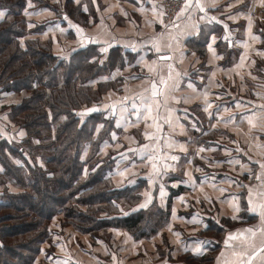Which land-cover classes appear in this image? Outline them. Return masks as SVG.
Wrapping results in <instances>:
<instances>
[{
  "label": "crops",
  "instance_id": "0c3cea01",
  "mask_svg": "<svg viewBox=\"0 0 264 264\" xmlns=\"http://www.w3.org/2000/svg\"><path fill=\"white\" fill-rule=\"evenodd\" d=\"M48 1L54 4L57 2V0ZM59 2L60 0L54 10L43 7L30 11L29 13H33L31 16L24 14L28 25L42 26L32 36L49 40L54 55L67 59L79 49L93 48L99 54V62H104L108 58L114 61L119 58V53L124 59L129 58L126 63L124 62L122 69L116 66L109 74L111 80L123 76L120 86L108 90L97 105L88 108L98 109V112H102L113 122L114 130L110 133L106 147L114 152L111 158L114 160L111 179L115 187L135 185L136 179L146 182L147 193L150 194L151 200L147 207H140L147 200V196H142V200L134 210L146 209L153 202L164 208L169 187L173 189L178 185L185 187V191L174 197L171 202L169 224L171 231L169 226L161 231L172 236L171 239L175 241V235L171 233L172 231L175 233L176 227L181 229L180 232L185 234L184 236L180 234L181 246L174 244L175 248L170 251V256L173 257L169 258L166 255L169 250L166 251V258L171 262L165 260L166 263H163L164 258L158 257L154 261L151 259L150 264H218L217 257H220L222 251L226 255L220 257L221 264L225 258L231 259L232 249L225 248L223 241L229 232L253 227L259 223V217L246 210L247 194L248 187L259 191L264 181V175L261 176V180L255 178V174L260 172L259 165L255 161H264V131L260 128V125L264 124V108L260 107L264 105V56L257 52V50L264 52V6L261 5L260 0H216L215 7L207 8L205 19L200 18L205 15L204 13L189 9L179 19L176 17L173 24L177 27L173 25L162 27L159 23L157 14L162 12L161 0H95V2L72 0L75 6L81 5L80 10L85 15L81 19L69 17L63 10L59 12L60 8L63 9ZM205 2L211 5L212 0ZM85 6L87 11L84 10ZM153 6L156 14L153 12ZM253 6H256L257 15L251 14ZM140 9H143V12ZM65 16L84 30L83 41L76 34L75 28L69 27L68 21L64 19ZM211 16H215L216 20L208 18ZM249 16L252 19L251 33L259 36V41H252L248 34ZM148 21L153 22L152 26H149ZM225 24L228 25L231 43L224 39ZM32 27L27 26L30 31ZM61 29L64 31L61 32ZM203 38L207 40L201 50L203 54H200L198 52L200 47L196 48L194 43L201 42ZM153 40L159 43L161 48L159 53L153 47ZM244 41L249 44L247 50L242 46ZM209 44H212L216 55L222 57L221 59L213 57L208 50ZM102 48H106L107 51L102 52ZM245 52L247 59L244 66L237 68L241 54ZM162 55L170 56L171 59H159ZM153 61L156 71L150 73L145 65L152 64ZM253 61L255 63H252ZM169 64L173 65L174 69L171 79L168 78ZM161 77L167 80L166 86L160 84ZM152 81H155L165 94L158 97L161 101L158 113L160 117L158 123L161 126L159 131L152 127L146 128V122L142 118L137 122L135 110L132 108L131 98L143 92L145 88H150ZM189 84L193 87L190 88ZM204 93L208 94L207 100L212 104V108L207 112L204 111L206 107ZM25 96L27 94L23 92L0 91V141H16L24 137L21 130L11 125L6 107L19 104ZM125 96L130 99L122 105L120 101ZM135 103L139 105L140 101L135 100ZM113 104L116 105L115 110L111 107ZM106 105L108 107H105ZM125 107L127 110H122ZM168 109L172 110L170 124L167 122ZM84 113L89 112L84 111ZM253 113L257 114V127L250 131V125L245 117ZM117 121L120 122V126L117 125ZM147 123L152 122L147 121ZM145 131L159 138L157 155L178 157L176 161L165 159L157 162L158 166H161V174L155 177L152 184L148 182L151 165L146 162V156L153 149L142 150V146L156 144L157 141L145 139L143 135ZM195 131L199 136L197 142L196 139H191V133ZM210 131H213L214 137L205 141L206 134ZM113 133L116 135L115 139ZM199 140L202 141L198 142ZM167 143H172L173 147H167ZM258 144L262 147L258 148ZM116 145L121 147L116 148ZM193 148L196 153L193 152ZM200 148H204L205 151L200 152ZM237 148L240 151H237ZM102 153L106 154L105 151ZM229 159L239 160L245 165L244 169H241L239 164L227 163ZM198 162H204L205 165L201 166ZM164 163L172 167L165 171L162 168ZM125 169L128 170L125 176L118 175ZM249 169H251V177ZM185 173H190L191 179ZM179 174L182 177L181 182L172 181L168 184L165 182L166 178ZM161 186L164 190L163 197ZM219 189L224 191L220 192ZM205 195L210 198V203L205 200ZM233 196L240 198L238 203L241 211L235 213L238 217L236 220L231 218L234 214L231 206ZM180 197H183L184 202H181ZM173 208L176 210L175 219L172 216ZM193 216L197 217L199 223H193ZM209 220H213L220 235L207 233L209 226L205 227V225ZM217 220L219 224L216 223ZM56 226L61 228V235L68 236L64 229L69 230L70 227L60 223H56ZM112 232L117 236L121 234L120 230H112ZM72 237L78 238L74 233ZM87 241L88 239L85 242ZM252 243L255 249L260 248L264 245V236L258 233ZM134 247H136L135 243ZM197 247L200 248L199 254L193 251ZM94 248L97 247L82 249L80 253L98 261L93 253ZM236 250L249 253L253 251L252 248H242L239 244L236 245ZM54 251L49 254V262H45L42 261L43 250L34 264H61L64 260H67L68 264H83L70 255L69 250H63V253L58 254ZM125 251L124 246L123 252ZM103 254H108L109 260L106 264H126L120 260L123 259L122 255H118L117 261L113 262L112 254L106 251H103ZM187 257L191 260L186 259ZM253 264H260V257H257Z\"/></svg>",
  "mask_w": 264,
  "mask_h": 264
},
{
  "label": "trees",
  "instance_id": "16d2710c",
  "mask_svg": "<svg viewBox=\"0 0 264 264\" xmlns=\"http://www.w3.org/2000/svg\"><path fill=\"white\" fill-rule=\"evenodd\" d=\"M28 2L0 0L5 13L0 18V91L27 94L6 107L11 125L24 137L0 141V264H34L56 220L91 238L110 230L123 231L134 241L161 234L171 221L172 199L185 187H169L164 208L153 202L134 210L142 200L141 186L116 188L111 179L114 152L102 153L114 130L112 120L102 112L84 113L120 86L123 76L111 80L109 74L129 58L119 53L114 61L99 62L93 48L79 49L67 59L54 55L49 40L32 36L37 31L27 28L24 14L57 6L31 0L29 7ZM67 5L74 4L68 0ZM80 6L74 7L75 15L64 7L63 12L84 18ZM206 40L194 43L200 54ZM181 180L179 174L165 182ZM215 227L211 224L207 233L220 235Z\"/></svg>",
  "mask_w": 264,
  "mask_h": 264
},
{
  "label": "snow or ice",
  "instance_id": "6c2138e0",
  "mask_svg": "<svg viewBox=\"0 0 264 264\" xmlns=\"http://www.w3.org/2000/svg\"><path fill=\"white\" fill-rule=\"evenodd\" d=\"M77 2H79V0H77ZM93 2H95V0H93ZM215 3L216 0H212L211 5L206 4L205 0H184V4L183 7L180 8V11L177 13V19H179L180 16H182L185 12H187L189 9H194V10H198L201 13H204V16H201V19H205L207 17V8L209 6L211 7H215ZM260 3L262 6H264V0H260ZM28 6L32 7V3L31 0H29L28 2ZM229 7H231V5H229ZM85 11H87V7L85 6ZM141 12H143V9H140ZM153 12L154 14H156V9L155 6H153ZM124 15H127V13H123ZM5 15V13L3 11H0V18H3V16ZM25 15L31 16L33 15V13H29V12H25ZM163 13L160 12L159 14H157V18L159 23L164 26V22L163 19H160L159 17H162ZM211 20H216L215 16H211L208 17ZM230 19H234V17H229ZM65 20L68 21L69 27L70 28H75L76 30V34L81 38V41L84 40V30L82 28H80L78 25H75L72 23L71 20L68 19L67 16L64 17ZM152 21H148L149 26H152ZM29 27H32L33 25L29 24ZM57 27H59V25H57ZM173 27H177V25L173 24ZM225 28V36L224 39L225 40H229V42L231 43L230 40V35L228 33V25L225 24L224 25ZM251 28H252V19L249 16L248 17V34L251 38L252 41H259L260 37L256 36L254 34L251 33ZM64 29H61V32H63ZM213 42H215V37H213ZM241 43V42H238ZM21 44L23 45V41H21ZM242 46L247 50V48L249 47V44L247 41L242 42ZM153 47L155 48L156 52L159 53L161 51V48L159 46V43L156 40H153ZM208 50L209 52H211L213 54V57L215 59H221L222 57L217 56L215 49L212 47V44L208 45ZM102 52L107 51L106 48H102L101 49ZM258 54L261 56H264V52L257 50ZM159 59L161 60H169L171 59L170 56H160ZM247 59V53H243L241 54L240 57V62L239 64L236 65L237 68H241L244 66L245 60ZM252 63H255V61H253ZM155 61H153L152 64H146L145 66L148 68V71L154 72L156 71L155 69ZM169 68V79H171V73L174 70L173 69V65L169 64L168 65ZM177 75H179V73L177 72ZM160 84L161 85H167V80H165L164 77L160 78ZM190 88L193 87V85L189 84L188 85ZM146 93H150V95H146ZM164 91L162 88H158L157 84L155 81H152L150 88H145L143 90V92L139 93L138 95H136L135 97L131 98L133 99V103H132V108L135 110V115L137 116V122L140 121V119L142 118L146 123H145V127H152L155 128L157 131L160 130V124L158 123L160 117H159V109L161 108V101L158 97H162L164 96ZM257 95H259V93H257ZM207 93H204V97H205V104L206 107L204 108V111L207 112L208 109L212 108V104L208 102L207 100ZM130 99V97L125 96L123 97V99L120 101V103L123 105L125 104L126 101H128ZM135 100H139L140 104L137 105L135 103ZM167 102V98L165 97V103ZM240 105H237V107H239ZM105 107H108L107 105ZM112 109L115 110L116 105L113 104L111 105ZM261 108H264V105L260 106ZM98 109L96 108H91V109H86V112H92V111H97ZM122 110H127L126 107L123 108ZM154 111L156 112V114L154 115ZM171 109H168V117H167V122L170 124L171 123ZM81 115H83V113H81ZM211 115V114H210ZM245 119L247 120L248 124L250 125V131L252 128H256L257 127V114L253 113L250 116L245 117ZM231 120V118H230ZM147 121H151V124H148ZM117 125L120 126V122L117 121ZM214 127V126H213ZM260 128L262 131H264V124L260 125ZM21 135H23V133H21ZM145 139L147 140H153L156 139L157 143L156 144H145L142 146V150H147L149 148H152L153 151L148 152L147 156H146V162L149 163L151 165V172L149 174L148 177V182L149 184H152L154 182L155 177L159 176L161 174V166H158V161H162L165 159H171L172 161H176L178 160V157L175 155H172L170 157L167 156H161V155H157L156 153L159 152V138L155 137L153 134L145 131L143 133ZM116 138L115 133H113V139ZM167 147L171 148L173 147L172 143H167ZM257 147H262V145H257ZM181 149L183 150V145H181ZM129 151H135L134 149H129ZM200 152L205 151L204 148H200L199 149ZM237 151H240L239 148H237ZM199 154V153H197ZM251 159V158H250ZM227 163L229 164H239L241 169H244L245 165L242 164L239 160L236 159H229L227 161ZM256 164L259 165V169L260 172L255 174V178L257 180H261V176L264 175V161H255ZM170 167H172L171 165L164 163L162 165L163 170L167 171ZM198 171L200 169H197ZM128 170L125 169L122 172H119L118 175H120L121 177L125 176V173ZM250 172V177H251V169H249ZM186 175H189L190 179H191V174L190 173H185ZM195 186V185H193ZM213 187H215V185H212ZM246 187V186H245ZM161 196H164V190L163 187L161 186ZM201 191H203V189H201ZM220 192H223L224 189H219ZM147 196V200L145 201V203L141 204L140 207H147V204L150 202L151 200V196L150 194L146 193L145 194ZM181 200V202L183 201V197L179 198ZM239 197L238 196H233L232 197V202H231V206L233 207L234 210V214L231 217L233 220L238 219L237 215L235 213H239L241 211V208L239 206ZM205 200H207L209 203L211 202L210 198L207 197V195H205ZM199 202V201H198ZM118 207V206H117ZM249 213H253L256 216L259 217V223L256 226L253 227H248V228H244V229H237L235 232H229L226 236V238L224 239L223 243L225 245V248L228 249H232L231 251V259L225 258L222 262V264H253V261L257 258L260 257V264H264V245H262L260 248L255 249L254 245L252 243L253 239L256 237V235L259 233L260 235L264 236V181H262L261 183V187L259 191H254V189L252 187H248V194H247V209H246ZM121 211L123 212V209H121ZM126 214V213H125ZM172 216L175 219L176 218V210L175 208L172 209ZM193 223H199V220L197 219L196 216H193L192 218ZM217 224H219V220L216 221ZM205 227H207V225H205ZM169 230L171 231V225H169ZM174 235H176L177 237H179V233H174ZM130 239V237H129ZM239 244L242 248H252L253 251H251L250 253L247 251H242V250H236V245ZM187 251V249H185ZM194 253L199 254L200 253V248L197 247L196 249L193 250ZM225 252L222 251L220 254V257H225ZM220 257H217V262L218 264H221L220 261ZM116 257L113 255V261L115 262ZM61 264H68L67 260H64L63 262H61Z\"/></svg>",
  "mask_w": 264,
  "mask_h": 264
},
{
  "label": "rangeland",
  "instance_id": "374dc122",
  "mask_svg": "<svg viewBox=\"0 0 264 264\" xmlns=\"http://www.w3.org/2000/svg\"><path fill=\"white\" fill-rule=\"evenodd\" d=\"M58 1L59 0H57V2H55V5L58 3ZM67 1L68 0H60L59 3L62 4V8L64 7L65 12H68V13L75 15L76 14V11H75L76 8H74L75 5L68 6ZM64 9L60 8L59 12L61 10H64ZM41 27L42 26H33L31 30L36 31V30H39ZM197 125H199V124H197ZM198 137L199 136H198L197 131L191 133V139H193V138L196 139L195 142H197ZM213 137H214V133H213V131H210L206 134L205 141L210 140ZM201 141L202 140H199L198 142H201ZM106 146H108V145H106ZM118 147H121V146L116 145V148H118ZM108 149H109V147H106L105 150H103V151L106 152ZM193 152H195L194 148H193ZM193 152L191 154H193ZM198 163L201 166L205 165L204 162H198ZM135 182H136L135 185H137L138 187L141 186L140 191L142 193V196L143 197L146 196L145 194L148 192V190H147L148 186L146 185V182L144 180H139V179H136ZM9 187H10L11 191L16 190L15 187L14 188L11 186H9ZM143 193H144V195H143ZM192 210H194V209H192ZM179 215H180V213H179ZM56 223H58L57 220L54 221V224L51 225V234L48 237L47 242L43 246L44 252H43V256H42V261H45V262L46 261L49 262L50 252L55 250L54 252L58 254V253H63L64 252L63 250H69L70 255H72L78 261L83 262V264H106L109 260L108 254L104 255L103 251H106L110 255L112 254V257H113V255L115 257H117L118 255H122L123 259H120V260H123V262H125L126 264H150L151 259L154 261L158 257L164 258V260L162 262L166 263L164 261L169 260L168 258H166V255H168L169 258L173 257V256H170V253L175 248L174 244L176 246L180 247L181 242H182L181 235H179V237H177L175 235V241H173L171 239L172 236L170 237L167 234H165L164 232L163 233L161 232V234L158 233V235H156L155 237H152L150 239H144V240H140V241H134L132 238L129 239V235L123 231L120 232L121 233L120 236H117L115 233L112 232V230H110V232H108V233L105 232L103 234H98V236H97L98 238H93V237L91 238L90 236L89 237L88 236L87 237L81 236L77 231L73 230L71 227L69 228V230L64 229V232L68 235L66 237L64 235H61V233H60L61 228H58L56 226ZM212 223L214 225L213 220H209V222L207 223V226H210ZM168 226H166V228ZM174 227H176V226H174ZM166 228H164V229H166ZM180 231H181V229L176 227L175 233L178 232L179 234H182L184 236L185 234H183ZM173 232L174 231H172L171 234H174ZM72 233H74V235L78 238L73 239ZM165 235H167V236H165ZM157 237H159V238L157 239ZM167 237L169 238V240ZM87 239H88V241L85 242ZM134 243L136 244V247H134ZM93 246L97 247V248H94L93 253L95 254V256L100 261L98 259H97L98 261H96L95 258L88 257V256H85L82 253H80V250L92 249ZM124 246H125L126 251H127L126 255H125L126 251L123 252ZM170 246L172 247V249ZM167 250H169V251H167ZM166 251L168 253H166ZM165 253H166V255H165ZM40 259H41V255H40ZM115 261H117V260H115ZM42 264H44V263H42Z\"/></svg>",
  "mask_w": 264,
  "mask_h": 264
},
{
  "label": "built area",
  "instance_id": "2783aa9c",
  "mask_svg": "<svg viewBox=\"0 0 264 264\" xmlns=\"http://www.w3.org/2000/svg\"><path fill=\"white\" fill-rule=\"evenodd\" d=\"M183 4L184 0H161L163 13L161 19H163L164 22V26L161 25L162 27L173 25L177 17V13L180 11V8L183 7ZM251 14L257 15L256 6L251 8Z\"/></svg>",
  "mask_w": 264,
  "mask_h": 264
}]
</instances>
